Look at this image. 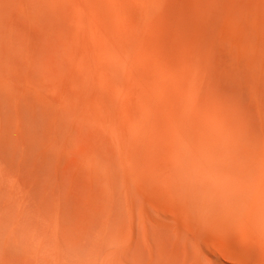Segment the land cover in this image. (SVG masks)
Wrapping results in <instances>:
<instances>
[{"label":"bare ground","instance_id":"obj_1","mask_svg":"<svg viewBox=\"0 0 264 264\" xmlns=\"http://www.w3.org/2000/svg\"><path fill=\"white\" fill-rule=\"evenodd\" d=\"M2 151L0 264H264V0H0Z\"/></svg>","mask_w":264,"mask_h":264},{"label":"rangeland","instance_id":"obj_2","mask_svg":"<svg viewBox=\"0 0 264 264\" xmlns=\"http://www.w3.org/2000/svg\"><path fill=\"white\" fill-rule=\"evenodd\" d=\"M16 20V24H18L17 26L21 29L22 27L23 28H27L29 31H31V32H34V33H37L38 32V26L39 25H37L38 23H40V22H35V23H29V22H27L24 18H21V17H17V18H15ZM64 21L67 23V25L69 26H71V27H76V25H75V23H73L72 21H70V20H68L66 17H65V19H64ZM18 28V30H20ZM15 33H18L17 31L15 32ZM14 33V34H15ZM21 53V52H20ZM21 58H17V63H19V60H20ZM23 64V61L21 60L20 61V63H19V65H22ZM64 81L66 82V83H68L69 84V79H67V78H65L64 79ZM46 82V83H45ZM44 84L46 85V86H48V88L51 90H56V92L55 93H45V97L47 98V99H49L50 101H52L53 103H55L56 102V97L54 96V94H59L61 91H60V88H59V85H57L58 84V82H56V81H51L50 79H47V80H45L44 81ZM51 86V87H50ZM247 96H248V94H247ZM249 99V98H248ZM41 111V110H40ZM9 150H12V148L11 147H9ZM35 154V155H34ZM0 156L2 157V158H6V162L8 163V165H9V170H11V173L13 174V175H16V174H19L20 175V180H23V181H21V182H25V181H30V176H31V174L34 172V170L35 169H38V167H39V162H40V159L38 158V153L37 152H35V153H32L30 156H28V157H24V158H21V157H18V159H16V160H13L12 161V158L10 157L11 155H9V153H4L3 151L2 152H0ZM7 156V157H6ZM66 158V157H65ZM64 158V159H65ZM68 160V161H67ZM66 161L69 163V159L68 158H66ZM65 161V162H66ZM68 163H66V164H64V161H63V164L65 165H63L64 167H65V169H66V167L68 166ZM18 164V165H17ZM37 166V167H36ZM62 166V167H63ZM65 169H64V171H65ZM13 171V172H12ZM59 172V171H58ZM60 173V172H59ZM58 173V174H59ZM74 176H75V173H74V165L71 167L70 166V169H69V172H68V176H67V179H66V181H65V183H66V185H65V191H64V193H68L69 191H71V185L73 184L72 182H73V179H74ZM84 183L86 182V181H83ZM9 188V185L7 184L6 185V189H8ZM167 192V191H166ZM162 194H163V197L165 198V201H163L162 200V202H158L157 203V205H152V206H150V209H151V211H152V214L155 216L156 215V217L158 216V218H160L161 217V215L163 216V214H168L167 216H169L170 218H172L171 216H173V211L171 212V209H169V207L171 208V202H169V197L167 196L168 194L167 193H165L164 191H162ZM165 194V195H164ZM170 196V195H169ZM168 197V198H167ZM169 199V200H168ZM66 200H67V198L66 197H64V201L66 202ZM167 201V202H166ZM85 202H86V199H83V198H79L77 201H76V197L74 198V197H71V200H70V206L72 205V206H74L76 209L78 208V212L80 213V214H83L84 212H85ZM166 202V203H165ZM163 203V204H162ZM159 205H160V207H159ZM87 206H89V205H87ZM169 206V207H168ZM160 208H162V209H160ZM167 209V210H166ZM166 212V213H165ZM160 215H159V214ZM162 213V214H161ZM172 214V215H171ZM99 217H100V214H97V215H95V218L93 219V222H95V223H98V221H99ZM150 225V224H149ZM150 228H151V230H152V228H155L152 224H151V226H150ZM139 229V231H140V228H138ZM189 235V234H188ZM190 236V235H189ZM237 240H236V244H237V246H238V254L239 255H243L249 248H250V244L249 243H247V242H243V241H241L240 239H238V238H236ZM211 240V241H210ZM210 240H205V239H203L202 240V242H201V247H202V251H203V253L205 254V255H211V254H217L218 256H221L223 253H222V250L221 249H219L218 248V240H217V238H214L213 237V239H210ZM214 240L215 241H217V243L215 244L214 243ZM172 241H173V243H172ZM171 242H170V247H169V249H171V251H172V249H175L174 251H175V254L180 258V260H182V261H180L181 262V264H192V263H194L195 262V260H197V251H196V246L194 245V243H193V241L191 242V241H189V243H188V247H189V253H188V255H186V252H185V245H186V243H187V241H185V239H183L182 241H180L179 243H175V240L173 239ZM207 243H206V242ZM205 242V243H204ZM213 242V243H212ZM208 245H210V246H208ZM140 246H141V248L143 249V251H147V246H146V243L144 242V241H142L141 242V244H140ZM194 246V247H193ZM217 249V250H216ZM241 250V251H240ZM216 252V253H215ZM221 254V255H220ZM180 255V256H179ZM208 256H206V258L208 257ZM223 257V259H225L228 263H230V264H249V263H246V262H242V263H238V261H240V260H238V261H236V260H233V259H230V258H228L226 255H222ZM205 257H202V264H210V261L208 260V258L206 259ZM229 261H231V262H229ZM235 262V263H234ZM251 264V263H250Z\"/></svg>","mask_w":264,"mask_h":264}]
</instances>
